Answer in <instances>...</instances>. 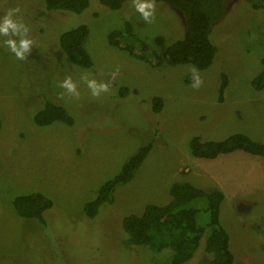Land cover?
<instances>
[{
	"label": "rangeland",
	"instance_id": "1",
	"mask_svg": "<svg viewBox=\"0 0 264 264\" xmlns=\"http://www.w3.org/2000/svg\"><path fill=\"white\" fill-rule=\"evenodd\" d=\"M254 1L256 7L226 0L210 34L217 54L198 71L165 59L166 46L185 29L184 15L166 3L137 0L155 4L154 18L144 20L134 0L117 10L91 0L80 13L45 9L43 0H0V19L19 8L13 19L24 23L29 32H20L33 42L21 60L5 44L11 38L19 46L21 36L0 35V264H167L168 250L127 246L121 218L141 213L146 203H166L169 184L183 180L223 192L219 219L232 264H264V158L242 150L199 158L188 147L193 135L221 140L234 132L264 142V84L253 85L264 56V2ZM125 20L148 45L142 50L132 39V51L155 58L131 55L125 40L109 43V32ZM79 23L89 28L83 47L93 64L87 69L69 62L57 42L62 30ZM67 77L78 98L60 87ZM87 80L107 83L109 90L93 96ZM39 91L66 107L73 128L58 121L34 124ZM155 95L162 99L158 112L150 107ZM147 143L151 148L132 178L95 216H84V202ZM32 191L52 200L43 222L22 218L13 208L14 196ZM206 258L202 237L184 264Z\"/></svg>",
	"mask_w": 264,
	"mask_h": 264
},
{
	"label": "trees",
	"instance_id": "2",
	"mask_svg": "<svg viewBox=\"0 0 264 264\" xmlns=\"http://www.w3.org/2000/svg\"><path fill=\"white\" fill-rule=\"evenodd\" d=\"M91 0H43L44 8L54 11L80 13ZM110 10L119 9L129 0H97ZM163 2L178 9L185 19L184 34L165 48V59L170 65L190 64L200 71L207 68L217 54L218 47L211 40L212 25L224 15L226 0H151ZM256 7L254 0H247ZM259 4L264 0H259ZM89 28L86 23L62 30L58 35V46L69 62L90 68L93 64L90 54L83 47ZM111 45H119L125 40V49L133 56L150 60L152 52L143 56L132 51V39L142 50L148 45L132 32L131 23L125 20L122 27L113 29L107 37ZM151 58V59H152ZM262 69L254 77L256 89L264 84V56ZM226 77L222 74L220 95L225 88ZM125 88L120 89L124 94ZM39 91L38 106L34 108L32 120L37 126L58 121L73 128L74 118L66 107ZM41 99H40V98ZM154 112L162 108L159 96L150 98ZM190 153L199 158H214L221 153L242 150L264 158V142L255 140L242 132H234L221 140H204L193 135L188 141ZM151 148V144L141 145L121 164L119 171L99 185L95 193L87 199L82 211L92 218L104 203L113 199L115 188L128 182ZM169 200L164 204L146 203L139 214H126L121 218V230L127 246H145L153 253L168 250L167 264H184L194 255L201 238L207 258L202 264H232L233 254L229 247V236L219 219V208L224 199L220 189H203L189 181H173L168 186ZM16 214L22 218H33L43 222V212L52 206V200L38 191L14 196L12 200Z\"/></svg>",
	"mask_w": 264,
	"mask_h": 264
},
{
	"label": "clouds",
	"instance_id": "3",
	"mask_svg": "<svg viewBox=\"0 0 264 264\" xmlns=\"http://www.w3.org/2000/svg\"><path fill=\"white\" fill-rule=\"evenodd\" d=\"M134 6L144 20H148L150 16L154 18L155 4L153 2H137V0H134ZM19 11V8L9 9L4 17L0 19V35L21 36L19 46H17L16 41L11 38L6 40L5 44L12 53H15L18 59L22 60L24 59L23 53L30 50V46L33 42L30 39L24 38V35L20 32L21 28L24 29V33L29 32V29L24 23L13 19L14 15ZM116 75L117 73H113L112 78L115 79ZM200 84L201 81L198 78L192 86L198 88ZM87 86L91 90L93 96H99L101 91L107 92L109 90V85L107 83H100L97 85L95 80H87ZM60 87L66 89L69 93H73L77 98L79 97V93L76 91V84L72 81L71 77L65 78L61 82Z\"/></svg>",
	"mask_w": 264,
	"mask_h": 264
}]
</instances>
